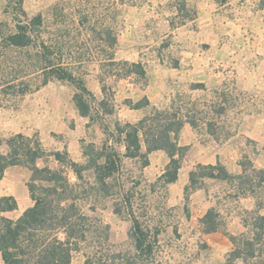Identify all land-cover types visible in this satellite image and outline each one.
<instances>
[{
	"label": "crops",
	"instance_id": "obj_1",
	"mask_svg": "<svg viewBox=\"0 0 264 264\" xmlns=\"http://www.w3.org/2000/svg\"><path fill=\"white\" fill-rule=\"evenodd\" d=\"M182 3L183 6H180ZM165 6L168 10L156 12L153 6H149L143 17L130 20L125 18V24L114 35L113 46H106L102 42L103 47L110 49L111 53L107 58L113 62L111 70L104 71L102 68V87L111 88L109 98L113 114H102V119L112 118L113 123L117 120L134 124L148 115L153 107L170 106L173 97L167 95L166 89L172 85L178 87L179 93L188 92L190 96L198 95V91L204 89L223 90L227 93L235 89L264 90V18L259 0H168ZM183 12H187L188 17L183 18ZM177 18L182 20L177 23ZM154 24H162L164 29L160 35L150 36ZM169 34L173 39L169 46H174V50L160 47L162 39ZM87 62L94 65L92 59ZM123 62L140 63L144 73L126 72ZM93 71L97 72V69ZM98 88L101 93V86ZM56 89L55 94L48 85L42 86L34 92L21 94V103L15 107L0 108V139L3 140L0 153L6 154L9 150L5 143L7 138L22 133L38 140L42 151V155L36 159L38 167H43L44 165H40L48 158L59 163L54 152H61L71 159L69 154L73 152L72 149L78 146L82 137L90 135L91 120L87 116H81L73 102L64 97L63 85H57ZM89 90L94 96L97 94ZM105 95L107 94L102 92L99 99L95 98L107 100ZM144 98L148 100V104L139 108L126 104V101L134 104ZM180 109L185 120L187 117L194 118L191 110H183L182 106ZM78 130H81V135H78ZM109 130L113 132L106 142L110 145L113 138L121 139L122 135H118L114 128ZM202 131L188 121H184L180 128L177 144L186 146L187 150L176 181L163 186L164 200L174 210L181 207L184 211L185 208V219L196 223L194 225L197 230L203 227L200 219L206 211L214 209L219 227L216 231L204 234L208 236V245L219 256L232 249L227 234L238 235L248 231L249 227L244 225L243 220L256 211V203L248 193H240L235 184L213 196L208 190L206 192L204 188L196 187L185 198L184 187L189 183V173L198 164L219 162L232 175H238L242 171L236 150L223 149L214 140H202V136L210 135L206 130L204 134ZM245 135L256 141L257 145L264 146V126L258 135H250L246 131ZM140 151L145 152L143 143ZM124 152V143L119 141L118 153ZM81 154L87 160L83 151ZM258 157V165L264 168L263 147L258 148ZM146 158L148 163L142 166V171L146 174L147 181H154L164 171L169 158L162 149L150 151ZM30 178L31 170L26 166L12 164L4 169L0 178V196H11L17 204L15 209L3 212L5 217L16 219L33 205L28 188ZM211 180H222L230 184L235 182L216 178ZM234 188L237 192L230 194L229 191ZM225 258L219 259L221 264H224Z\"/></svg>",
	"mask_w": 264,
	"mask_h": 264
},
{
	"label": "rangeland",
	"instance_id": "obj_2",
	"mask_svg": "<svg viewBox=\"0 0 264 264\" xmlns=\"http://www.w3.org/2000/svg\"><path fill=\"white\" fill-rule=\"evenodd\" d=\"M167 3L168 0H24L22 7L28 17L41 15L42 23L34 27L33 34H36L37 42L43 41L50 47V58L54 62L61 61L70 67L77 78L83 79L89 89L97 92L95 96L99 99L102 93V91L99 93L98 88L100 86L102 88V68L104 71L111 70L113 63L107 58L111 53L110 49L102 46L104 31L108 29L112 35H115L116 31L125 24V18L130 20L143 17L149 6H153L156 12L168 10L165 6ZM16 12L13 0H0V30L2 32H8L14 28ZM181 15L186 18L189 14L183 12ZM181 20L182 18H177L175 21L178 23ZM152 28L150 36L153 34L157 36L163 32L164 26L154 24ZM162 40L161 48L174 50V46H169L173 42L171 34ZM35 54L33 49H30V52L25 50L22 54L5 51L0 47V108L9 109L21 103L22 96L18 90L23 87V84H20V81H24L28 86V91L25 93L34 92L48 85L50 91L56 94L57 85H63L64 97L71 100L70 96L73 93L71 83L66 81H59V83L57 79L52 78L43 82L42 72L35 67L38 65L34 63L37 57ZM26 55L31 58L27 66L20 64V67H15L11 63L12 60L26 59ZM4 59L6 61H3ZM89 59L93 60L94 65L87 62ZM11 69L16 76L13 81L16 85L13 88H9L4 83L9 81L8 72ZM96 69L97 72H94L93 70ZM96 85L97 88H95ZM44 92H46L45 88ZM166 92L173 97L175 107L182 106L183 110L186 108L192 111L198 128L203 130L202 134L205 130L210 134L202 136V140H214L223 146V149H235L240 163L251 162L254 167L262 168L258 165V148L264 149V146L261 147L256 141L248 138L245 131L250 135H258L264 126V90L235 89L227 93L223 90L204 89L199 90L198 95L190 96L188 92L179 93L178 87L172 85L166 89ZM105 94L109 100L108 104H111L110 87L106 88ZM90 120V135L82 137L78 146L69 154L72 156V161L75 160L82 166L86 164L82 151L87 149L89 144H92L95 150L102 149L103 139L107 141L112 135L109 130L113 128L112 118L102 119L101 114L94 120ZM103 126L107 128L104 134ZM77 133L82 134L81 130ZM34 135L37 136V133ZM30 138L32 143H38L34 136ZM119 141L113 138L110 146L118 151ZM71 159L64 157V160ZM143 159V157L122 158L118 172L114 173V178L109 180L108 189L102 191L97 188L92 189V169L82 170L81 179L74 175L66 163H58L53 158L45 159L47 161L42 162L40 166L61 170L62 176L68 178L73 189L69 188L67 194H71L76 199L79 214L85 216V221L91 224L93 238L90 242L94 248L92 250L102 252L103 249L108 254L122 255L132 251V242L128 236L131 221L127 211L122 207L120 213L114 212L115 204L120 207L121 202L124 204V198H129L135 215L145 222L149 229H156L158 232L154 255L150 259L154 264H221L219 259H224L226 253L218 256L216 250L208 245V236L204 234L203 227L197 230V226L194 225L196 223L185 219V208L184 211L181 207L179 210H174L167 205L161 183H154L155 180L147 181L146 174L140 167ZM211 179H198L196 186L204 188L206 192L208 190L212 196L220 190L227 189V186L231 188L232 184H235L240 193L245 192L238 186L237 180L230 184ZM35 184L45 186L49 183L35 182ZM236 189L229 191L230 194L237 192ZM34 194H40L39 187L35 189ZM105 226L108 232L107 244H103L102 240ZM83 259V252L74 253L73 264H82ZM258 259L253 262L257 263ZM118 262L124 264V261Z\"/></svg>",
	"mask_w": 264,
	"mask_h": 264
},
{
	"label": "trees",
	"instance_id": "obj_3",
	"mask_svg": "<svg viewBox=\"0 0 264 264\" xmlns=\"http://www.w3.org/2000/svg\"><path fill=\"white\" fill-rule=\"evenodd\" d=\"M10 1V0H9ZM23 0H13L17 14L15 15L14 28L8 32L0 30V47L5 51L17 53L30 52L33 49L35 56V67L42 72L43 82L48 78H56L73 85L71 101L74 108L81 116H87L94 120L101 114H113V105L107 100H97L93 93L87 88L83 79L77 78L73 70L64 65L61 61L54 62L50 58V47L44 42L36 41L34 27L41 25V15L37 14L28 17L22 8ZM183 6V3L180 4ZM259 8L263 11L264 0H259ZM104 34V35H103ZM102 34V42L112 47L115 37L110 30ZM40 48V50L38 49ZM26 54V53H25ZM11 61L17 67L20 64L28 65L31 58ZM3 61H6L4 59ZM126 72L134 71L143 74L140 63H122ZM34 66V65H33ZM11 67V65H10ZM20 67V66H19ZM14 69V68H12ZM12 69L9 74V81L4 82L9 88L16 84ZM36 71V69L34 70ZM23 87L19 88V94L28 91L24 81H20ZM101 91H106L105 86ZM130 107L139 108L148 104L147 99L131 104ZM101 111L102 113L100 114ZM181 109L175 107L172 102L168 107H153L150 113L136 123L119 122L113 123V128L118 135H122L125 152L119 154L116 149L110 146L107 141L102 143V149L95 150L92 144L84 149L86 164L81 165L72 160H64V154L54 152L53 155L61 164L66 163L74 175L82 179L81 172L85 169L93 170L92 189L107 190L110 179L118 172L122 158H141L140 167L147 165L146 154L154 149H162L166 152L169 161L154 183L160 182L162 186L172 183L177 179V172L181 165L187 147L177 144V136L184 121H188L193 127H198L194 118L181 115ZM103 132L107 131L106 126L102 127ZM113 135V132H111ZM0 139V144L2 143ZM9 150L6 154L0 153V178L4 169L12 164L26 166L31 170V178L28 183L33 205L22 212L16 219H10L3 215L4 211L13 210L17 207L16 201L11 196H0V253L2 264H73L74 253L83 252L82 264H154L152 256L157 242V230L149 229L145 222H142L131 209L129 198H124V204L120 207L115 204L114 212L120 213L124 207L131 221L128 236L132 242L133 249L127 254H108L91 246L90 240L93 230L91 224L85 221V216L79 214V207L76 199L67 194L69 188L68 178L62 176L61 170L51 169L47 166L38 167L36 159L42 155L38 143L33 142L29 136L22 133L14 134L5 140ZM141 143L145 146V152H141ZM242 171L238 175L228 173L225 167L216 162L215 164H198L189 173V183L184 187V196L187 198L190 191L197 186L198 179L216 178L223 180H237L238 186L246 193L253 196L256 202V211L244 218V225L249 227L248 231L238 235L227 234L232 249L226 254L224 264H264V168H256L251 162L240 163ZM35 182H48V185H38ZM39 187L40 194L36 195L35 189ZM217 214L213 208L206 211L200 219L203 225V232L216 231L219 223L216 220ZM249 219V220H248ZM103 235V244L108 243L107 226ZM90 249V250H88ZM258 259V262H253ZM150 261V262H149ZM140 262V263H139Z\"/></svg>",
	"mask_w": 264,
	"mask_h": 264
}]
</instances>
